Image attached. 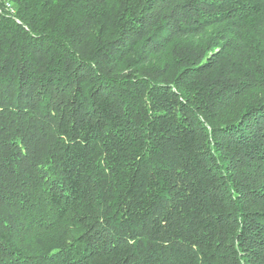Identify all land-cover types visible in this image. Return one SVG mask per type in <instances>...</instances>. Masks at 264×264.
Listing matches in <instances>:
<instances>
[{"label": "trees", "instance_id": "1", "mask_svg": "<svg viewBox=\"0 0 264 264\" xmlns=\"http://www.w3.org/2000/svg\"><path fill=\"white\" fill-rule=\"evenodd\" d=\"M4 1L0 264H264V0Z\"/></svg>", "mask_w": 264, "mask_h": 264}, {"label": "built area", "instance_id": "2", "mask_svg": "<svg viewBox=\"0 0 264 264\" xmlns=\"http://www.w3.org/2000/svg\"><path fill=\"white\" fill-rule=\"evenodd\" d=\"M14 17H15V12L13 11L12 7L6 5L4 3V0H2V2H0V19L3 20L4 18H14Z\"/></svg>", "mask_w": 264, "mask_h": 264}, {"label": "bare ground", "instance_id": "3", "mask_svg": "<svg viewBox=\"0 0 264 264\" xmlns=\"http://www.w3.org/2000/svg\"><path fill=\"white\" fill-rule=\"evenodd\" d=\"M0 2H2V0H0ZM4 3H5L6 5L12 7L13 11H14L15 14H16V11H15V9H14V6H13L11 3L7 2V1H4ZM15 16H16V15H15ZM6 19H7V18H6ZM17 21H18V20H17Z\"/></svg>", "mask_w": 264, "mask_h": 264}]
</instances>
